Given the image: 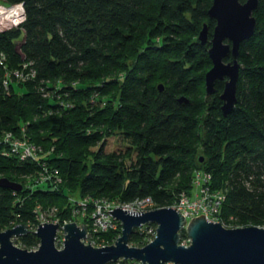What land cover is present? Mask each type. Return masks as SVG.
I'll use <instances>...</instances> for the list:
<instances>
[{
    "label": "trees",
    "instance_id": "trees-1",
    "mask_svg": "<svg viewBox=\"0 0 264 264\" xmlns=\"http://www.w3.org/2000/svg\"><path fill=\"white\" fill-rule=\"evenodd\" d=\"M0 2L25 12L17 26L0 29V176L24 185L0 186V229H35L51 207L60 223L91 229L99 199L171 206L193 188L196 168L225 191L226 226L264 225V0L255 33L241 43L238 99L227 115L225 79L210 95L206 89L213 0ZM205 22L210 39L202 43ZM182 95L189 101H178ZM114 136L123 145L107 150ZM116 223L103 232L109 239L121 234ZM156 226L136 228L130 243L145 245ZM15 242L33 249L40 238L30 231Z\"/></svg>",
    "mask_w": 264,
    "mask_h": 264
},
{
    "label": "water",
    "instance_id": "water-1",
    "mask_svg": "<svg viewBox=\"0 0 264 264\" xmlns=\"http://www.w3.org/2000/svg\"><path fill=\"white\" fill-rule=\"evenodd\" d=\"M259 0H213L209 15L216 19L209 54L212 67L206 72L207 94L215 91L217 79H225L221 93L223 111L227 115L237 102V86L241 63L238 55L241 43L256 30L254 10ZM199 38L210 39L209 25L204 23ZM232 55V59L226 58ZM163 89V84H159ZM180 102H188L182 95ZM203 160V158H201ZM0 186L16 190L23 183L0 176ZM108 211L122 223L121 234L112 244L102 246L86 242L89 227L76 220L44 221L36 229L18 223L0 229V264H107L120 259H136L141 264H264V226H226L221 220L209 219L205 213L187 219L176 206H161L146 211L115 206ZM153 222L154 238L143 246L130 244L136 228ZM63 230V246L56 240ZM191 242L180 243L182 230ZM33 231L40 238L36 249H28L14 242L13 237ZM90 240V237H89Z\"/></svg>",
    "mask_w": 264,
    "mask_h": 264
},
{
    "label": "built area",
    "instance_id": "built-area-1",
    "mask_svg": "<svg viewBox=\"0 0 264 264\" xmlns=\"http://www.w3.org/2000/svg\"><path fill=\"white\" fill-rule=\"evenodd\" d=\"M16 5H20L21 9L23 8L20 3ZM16 5L10 6L9 9ZM2 6L8 9L7 6L1 4L0 2V8ZM21 14L24 15V8ZM2 23H4V21L0 22V25ZM10 135L11 133L9 132L5 136L9 138ZM12 143L14 144L15 147L17 148L21 147L23 149V155L29 154L32 151V147L28 145L27 142L24 140L15 139ZM44 176L45 175L42 174L41 177L38 178V180L44 181L45 180ZM211 181H212V173L210 171H207L203 168H196L192 180L193 191L181 192L178 198L171 206L173 207L177 206L180 209V211L186 216L187 219H190L193 216L199 215L201 213H205V215L209 219L220 220L219 213L221 210L222 203L226 198V193L220 188L212 187ZM115 206H122L126 209H132L136 211L139 210L146 211L152 209L154 207V203L150 197L138 198L133 202H129V203H117L115 201H110L107 199L97 200L93 211L90 212V215L92 217L91 230L88 237L86 238V240H88L93 245L94 244L97 245L99 243L104 245L105 240H104L103 232L107 231L111 227L113 228L116 227L117 219L111 214L110 211H108L109 209H112ZM55 212H56V207H51L48 211H46V214L42 213V218L40 216L41 223L44 222V219L52 220V222H57V221L59 222L58 219H53ZM74 214L77 215V211H75ZM44 215H48L49 218H43ZM79 215L86 216V210H82ZM154 234H156V229ZM154 236L152 238H148L147 239L148 242L151 241L154 238ZM190 242L191 239L188 235L183 236L180 241V243L182 244L184 243L185 245H189ZM36 248H38V246L33 249Z\"/></svg>",
    "mask_w": 264,
    "mask_h": 264
},
{
    "label": "rangeland",
    "instance_id": "rangeland-1",
    "mask_svg": "<svg viewBox=\"0 0 264 264\" xmlns=\"http://www.w3.org/2000/svg\"><path fill=\"white\" fill-rule=\"evenodd\" d=\"M1 4H3V5H5V6H7L8 8L10 7V6H13V5H16V4H13V5H8V4H5V3H2L1 2ZM18 4V3H17ZM22 5V4H21ZM22 7H23V5H22ZM24 8V7H23ZM21 17H19V19L17 20V21H13V20H7V21H4V23H2L1 25H0V29H1V27H4V28H6V27H11V26H13V25H18L23 19H24V17H25V12H24V15H20ZM24 16V17H23ZM119 145L120 146H122L123 145V143L120 141V140H118V138L117 137H111L109 140H108V143H107V145H106V148H107V150H111V149H114V148H116V147H119ZM206 170V169H205ZM207 171H209V170H207ZM220 189H222V188H220ZM223 190V189H222ZM191 191H193V189H191ZM224 191V190H223ZM153 208H155V207H153ZM45 214H46V212H44ZM41 218H42V215H41ZM43 218H49L48 217V215H44L43 216ZM44 221H52V220H46V219H44ZM79 224H82V223H79ZM238 226H241V225H238ZM260 226H264V225H260ZM89 227V226H88ZM91 229H90V227H89V231H90ZM90 233V232H89ZM16 238L17 237H13V239H14V242H15V240H16ZM63 239H64V234H63V230L62 229H60L59 230V234H58V237H57V240H56V244H57V246L58 247H62L63 246ZM104 240H105V242H104V245H106V244H112V243H114L115 242V240H116V238H113V239H109L108 238V235L107 236H105L104 235ZM86 242H89L88 240H85ZM16 243V242H15ZM16 244H18L19 246H20V244L19 243H16ZM131 244V243H130ZM95 245V244H94ZM96 246H102V244H97Z\"/></svg>",
    "mask_w": 264,
    "mask_h": 264
},
{
    "label": "bare ground",
    "instance_id": "bare-ground-1",
    "mask_svg": "<svg viewBox=\"0 0 264 264\" xmlns=\"http://www.w3.org/2000/svg\"><path fill=\"white\" fill-rule=\"evenodd\" d=\"M22 10L23 8L21 9L20 5L11 7L10 9L2 6L0 8V22L7 20L17 21L21 17Z\"/></svg>",
    "mask_w": 264,
    "mask_h": 264
}]
</instances>
